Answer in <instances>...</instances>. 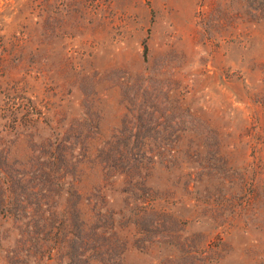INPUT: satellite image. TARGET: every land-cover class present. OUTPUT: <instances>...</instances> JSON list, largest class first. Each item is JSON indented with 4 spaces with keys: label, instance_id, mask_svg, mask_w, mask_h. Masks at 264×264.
Returning a JSON list of instances; mask_svg holds the SVG:
<instances>
[{
    "label": "rangeland",
    "instance_id": "rangeland-1",
    "mask_svg": "<svg viewBox=\"0 0 264 264\" xmlns=\"http://www.w3.org/2000/svg\"><path fill=\"white\" fill-rule=\"evenodd\" d=\"M79 143L144 169L88 177L42 264H264V0H0V264L6 207L69 216Z\"/></svg>",
    "mask_w": 264,
    "mask_h": 264
},
{
    "label": "trees",
    "instance_id": "trees-1",
    "mask_svg": "<svg viewBox=\"0 0 264 264\" xmlns=\"http://www.w3.org/2000/svg\"><path fill=\"white\" fill-rule=\"evenodd\" d=\"M69 147L73 154L71 162L74 177L73 189L77 191L68 217L48 221L49 219L41 217V214L34 209L9 206L4 211L6 220L11 221L12 218H17L20 222L26 258L22 264H42L48 259L53 260L64 248L60 245L61 240L70 238L79 240L88 236L89 221L80 200L82 189H84L83 182L88 177L96 172L106 174V172L121 169L123 174L129 175L133 171L144 169L142 159L146 157L141 155L144 154L141 150H145L146 147L137 150L139 151L137 154L133 153L136 150L131 145L79 143Z\"/></svg>",
    "mask_w": 264,
    "mask_h": 264
}]
</instances>
